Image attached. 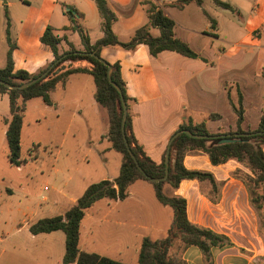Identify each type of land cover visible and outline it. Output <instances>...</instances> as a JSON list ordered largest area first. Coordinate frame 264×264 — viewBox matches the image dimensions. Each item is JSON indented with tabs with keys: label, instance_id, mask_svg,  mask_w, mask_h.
I'll use <instances>...</instances> for the list:
<instances>
[{
	"label": "crops",
	"instance_id": "crops-1",
	"mask_svg": "<svg viewBox=\"0 0 264 264\" xmlns=\"http://www.w3.org/2000/svg\"><path fill=\"white\" fill-rule=\"evenodd\" d=\"M22 1L29 3L30 0ZM34 1L37 2L34 14H26L18 21L14 38L10 37L9 18V38L15 45L11 54L14 71L35 74L53 62V54L40 42L48 26L62 39L58 45L60 54L68 51L70 45L78 52L84 49L72 20L85 31L90 44L103 37L102 19L92 0ZM105 1L115 16L111 30L119 42L131 41L142 27H147L150 36L158 37L159 30L150 26L149 16L161 11L174 22V37L184 42L197 56L188 58L172 51L151 56L143 44L132 51L117 47L99 50L102 60L110 65H119L128 97L126 105L132 133L154 163L162 161L170 137L188 122L193 125L203 123L213 136L234 135L238 128L234 107H238L239 101L243 118L239 128L243 131L257 128L264 110V0H217L227 4L229 9L216 5L215 0H201L200 4L195 0L186 4H181L182 0ZM29 8L33 7L29 5ZM7 50L6 36L2 38L0 35V69L6 64ZM83 65L84 62L70 63L64 65L63 70ZM249 80L254 82L256 89L254 104ZM191 90L197 99L190 96ZM94 91L95 85L90 75H69L50 93L51 106H46L40 98H33L24 103V110L28 102L40 99L46 111L54 114L56 123L68 119L65 133L73 124L86 131L98 125L104 129L101 133H106L105 140L108 142V119L106 117V124L105 119H101L102 113L94 100ZM251 106L254 107L253 111L250 110ZM225 116L228 117L227 123L223 122ZM8 120L9 99L6 94H0V147L6 143ZM89 141L91 148L95 147V143ZM63 147L64 140L60 143L56 158L62 155ZM104 164L106 161L102 166ZM183 165L188 170L211 173L220 184L219 201L210 202L206 196L209 189L196 180H182L176 190L165 185L163 193L166 190V196L175 195L185 199L187 218L192 224L223 235L230 241V245L212 247L210 261L204 259L197 247L189 246L181 251L184 263L264 264V236L259 233V218L249 204L244 185L232 176L235 170H244L243 167L232 160L212 166L204 154L186 155ZM119 168L120 164L118 173ZM63 169L67 171L68 167ZM59 173L63 175L58 167H53L49 177ZM114 178L106 174L100 181H112ZM67 182H71L70 185ZM145 183L135 181L129 186L126 199L108 200L105 203L101 219L103 251L94 254L123 264H137L141 241L144 238L155 241L165 236L173 212L168 211L167 206H144V195L133 191V188L145 190V185H140ZM89 185L68 177L64 183L67 191L56 186L50 189L44 187L49 193L41 197L43 206L40 216H30L6 234L0 230V264H62L64 234L55 231L31 235L29 227L40 219L63 215Z\"/></svg>",
	"mask_w": 264,
	"mask_h": 264
},
{
	"label": "trees",
	"instance_id": "trees-1",
	"mask_svg": "<svg viewBox=\"0 0 264 264\" xmlns=\"http://www.w3.org/2000/svg\"><path fill=\"white\" fill-rule=\"evenodd\" d=\"M102 19L103 37L95 44H90L85 31L76 24L74 30L78 33L83 51H76L71 45L64 53H59L58 45L61 38L53 33V28L46 27L40 37V42L49 48L54 56L52 63L40 69L35 74L24 71H14L12 50L15 45L9 38V17L7 8L4 9L6 22V41L8 50L6 64L0 69V81L11 86H18L28 82L48 69V74L40 81L23 90H10L0 84V94H6L9 99L10 120L6 121L5 142L8 150V161L18 167L20 164L21 128L24 103L33 98H40L46 106H51L50 93L55 86L73 74H88L92 77L95 91L94 100L98 107L106 112L108 130L106 138L111 149L120 155V168L116 178L112 181L103 180L89 185L83 194L75 201L74 205L61 216L44 218L31 224V235L48 234L61 231L65 236L64 255L62 264H123L114 260L99 256L94 253H86L79 248L80 225L86 211L96 202L106 199L111 201H123L128 196V188L135 181L142 180L151 185L157 202L162 206L171 208L173 218L168 226L165 236L159 240L144 238L139 247L137 264H185L181 258V251L189 246L197 247L204 259L210 261V249L230 245V241L223 235L216 234L209 229L192 224L186 213L185 199L163 193V186L168 185L176 190L182 180H196L209 189L206 194L210 202L217 203L220 199V184L214 176L205 171L188 170L183 165V159L189 154H204L212 166L222 165L230 160L235 161L244 170L237 169L232 176L242 182L248 194L249 204L254 208L259 218V233L264 236V110L256 129L243 131L239 128L242 122V107H234L237 116V135H232L233 142L216 144L214 139H195L186 134H179L171 143L169 149V168L167 179L158 183L150 179H159L164 176V157L159 164L154 163L142 148L138 145L131 130V119L126 116L124 136L129 151L136 159L141 173L124 143L121 132V119L123 109L120 95L107 79L108 68H111V80L121 90L124 101L128 97L125 92V84L120 75L118 64L110 65L100 58L99 50L103 47H117L132 51L137 45L143 44L151 56H156L163 51H172L188 58H196V54L182 41L176 39L173 34L174 22L163 15L161 11L153 12L149 16L150 26L159 30V36L154 38L148 33L147 27L138 29L127 43L119 42L111 30L115 20L114 14L108 9L105 0H92ZM191 0H182L186 4ZM197 4L201 0H195ZM216 5L229 9L227 4L215 0ZM71 14V12H67ZM94 53L96 57L89 54ZM84 62L85 65L69 67L54 75L64 65ZM188 130L193 135L213 136L203 123L193 125L191 122L181 125L178 130ZM176 246V247H175ZM177 248L176 250L172 251Z\"/></svg>",
	"mask_w": 264,
	"mask_h": 264
},
{
	"label": "rangeland",
	"instance_id": "rangeland-1",
	"mask_svg": "<svg viewBox=\"0 0 264 264\" xmlns=\"http://www.w3.org/2000/svg\"><path fill=\"white\" fill-rule=\"evenodd\" d=\"M29 5L33 8H29ZM36 5L37 2L34 0H30L29 3H23L22 0H0V35L2 38H4L6 28L5 8L8 9L11 22L10 37L14 38L18 21L26 14L33 15V9ZM190 85H186L185 89ZM249 85L253 99L252 104H254L256 90L254 82L249 80ZM194 94L195 92L191 90L190 96L197 99ZM98 109L102 113L101 119H105L106 124V112L100 107ZM250 110L253 111L254 107L251 106ZM54 117L52 112L46 111L40 99H34L26 104L22 114L21 162L18 167L11 165L8 161L6 143L0 147V230H3L5 234L30 216L31 218L40 216L41 206H43L41 197L49 193L44 190V187L50 189L51 186H56L62 191H67L64 183L68 177L73 181L81 180L91 185L100 182L106 174L115 178L118 174L120 156L111 150L109 143L105 140L106 133H101L104 132L101 126L97 125V128L86 131L73 124L72 128L65 133L68 119L64 118L59 124L56 123ZM227 121L228 117L225 116L223 122L227 123ZM62 140H64L63 153L56 158V152L59 150ZM89 140L95 143V147L91 148ZM103 159L106 164L102 166V163L105 162ZM65 162L67 164H63ZM70 165L76 167H70ZM53 167H58L63 175L59 173L52 178L49 177ZM65 167H68L67 171L63 169ZM62 176H64L63 179ZM70 183L67 182L69 185ZM140 185H145V190L133 188V191L141 192L144 195V206L151 208V204H153L155 207H161L154 197L151 185L148 183ZM107 202L106 199L96 202L87 210V215L81 222L79 247L83 252L102 253L103 251L104 240L101 219ZM167 210L171 211L170 208ZM31 211L34 213L33 217ZM23 213H28V215L25 216ZM93 234H95V241H93ZM175 250L177 251V248H173L172 251ZM177 252L179 253L180 250Z\"/></svg>",
	"mask_w": 264,
	"mask_h": 264
},
{
	"label": "water",
	"instance_id": "water-1",
	"mask_svg": "<svg viewBox=\"0 0 264 264\" xmlns=\"http://www.w3.org/2000/svg\"><path fill=\"white\" fill-rule=\"evenodd\" d=\"M67 11L69 10L68 8L66 9ZM73 14V13H72ZM90 56L92 57H96L94 53H90L89 54ZM64 69V67H62L60 70H56L54 72V75L58 74L60 71H62ZM50 69H48L47 71H45L44 73H42L41 75H39L38 77L28 81V82H24L18 86H11L3 81H0V84L5 86L6 88L10 89V90H23L29 86H31L32 84L40 81L41 79H43L49 72ZM107 79L109 81V83L117 90V92L119 93L120 95V101H121V105H122V109H123V115H122V119H121V132H122V136H123V139H124V143L128 149V146H127V143H126V139H125V136H124V125H125V120H126V116H127V105H126V102L124 101V98L122 96V92L120 90V88L112 82L111 80V68H108V71H107ZM179 134H186L192 138H195V139H214L216 140L215 143L216 144H224V143H230V142H233L231 138L232 135H218V136H202V135H193L191 134L188 130H178L176 131L169 139L168 141V144H167V147H166V151H165V154H164V176L162 178H159V179H150L151 182H154V183H158V182H161V181H164L167 179V176H168V168H169V149H170V145L172 143V141L179 135ZM237 135V134H234V136ZM128 152H129V155L130 157L133 159V161L135 162L138 170L142 172L141 168L138 166L137 162H136V159L135 157L133 156V154L129 151L128 149Z\"/></svg>",
	"mask_w": 264,
	"mask_h": 264
}]
</instances>
